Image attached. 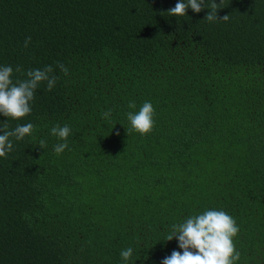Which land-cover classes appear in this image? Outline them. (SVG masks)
I'll use <instances>...</instances> for the list:
<instances>
[{"label": "trees", "instance_id": "16d2710c", "mask_svg": "<svg viewBox=\"0 0 264 264\" xmlns=\"http://www.w3.org/2000/svg\"><path fill=\"white\" fill-rule=\"evenodd\" d=\"M176 3L0 0V67L57 77L29 116H0L35 128L0 157V264H125L128 247V264H161L180 251L172 225L208 209L236 220L237 264H264V0H224L217 23L171 17ZM144 102L142 136L127 113Z\"/></svg>", "mask_w": 264, "mask_h": 264}, {"label": "clouds", "instance_id": "9594fccd", "mask_svg": "<svg viewBox=\"0 0 264 264\" xmlns=\"http://www.w3.org/2000/svg\"><path fill=\"white\" fill-rule=\"evenodd\" d=\"M224 0H177L175 6L167 11L171 17L187 16L189 9L193 13H200L209 9L203 20L209 23L227 22L229 15L218 17L217 13L223 9ZM31 38H26L24 46L27 47ZM64 75H68V68L58 65ZM16 72H22L17 66ZM13 68L0 67V116L19 121L29 116L32 111L31 102L35 99L36 89L42 82H46L47 90L51 91L56 84L57 77L53 74V66L43 69H31L26 73V79L12 80ZM129 109H135V102H130ZM155 109L150 102H144L138 111H129L127 119L130 122V131L142 136L150 134L155 125ZM111 109L103 113L105 119L110 120ZM114 127V126H113ZM7 123L0 135V157L6 158L12 150L10 137L23 140L35 131L31 123L18 124L14 130L8 131ZM50 134L57 137L60 143L54 145V152L59 155L68 149V137L71 129L68 125H56L51 128ZM119 135V133H117ZM46 141L40 140L39 148L46 147ZM239 233L236 220L223 210L208 209L202 213L186 217L182 222L173 224L166 242L176 240L180 251L173 250L169 256L162 259L161 264H237L240 253L236 249L235 238ZM121 259L128 264L133 255V248L128 247L120 253Z\"/></svg>", "mask_w": 264, "mask_h": 264}]
</instances>
